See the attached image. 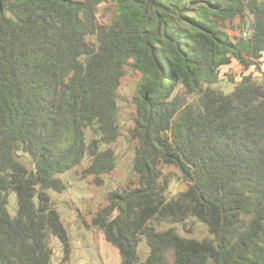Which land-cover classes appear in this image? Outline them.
<instances>
[{
  "label": "trees",
  "instance_id": "1",
  "mask_svg": "<svg viewBox=\"0 0 264 264\" xmlns=\"http://www.w3.org/2000/svg\"><path fill=\"white\" fill-rule=\"evenodd\" d=\"M263 57L264 0H0V264H69L49 191L77 167L96 184L114 169L128 71L132 176L90 225L121 264H264V81L244 75L225 94L219 77L233 60L259 71ZM164 166L186 189L173 192ZM195 223L208 236L175 227Z\"/></svg>",
  "mask_w": 264,
  "mask_h": 264
},
{
  "label": "rangeland",
  "instance_id": "2",
  "mask_svg": "<svg viewBox=\"0 0 264 264\" xmlns=\"http://www.w3.org/2000/svg\"><path fill=\"white\" fill-rule=\"evenodd\" d=\"M228 32L231 36L240 35L241 25L237 19ZM259 71L251 67L248 71L235 60L229 66L220 69V89L223 93H230L242 76L252 74L258 81H264V57ZM139 75L128 71V74L121 80L118 89V113L117 122L120 126V136L112 144L115 149V167L110 174L101 175L102 182L96 184L92 176H83L84 166L77 167L61 176L67 188L62 193L49 191L52 203L59 212L62 222L66 227L71 244V255L69 264H121L118 250L107 243L99 229L92 227L91 219L96 211L107 204V193L115 188L124 185L132 175L133 145L129 130L135 123L136 117V84ZM192 99V98H190ZM163 173L174 174L176 181L173 182V192L186 189V184L178 180L179 172L174 167H163ZM9 208H15V195H9ZM13 214V209L11 210ZM89 224V226H87ZM166 224L157 225L158 230L167 229ZM178 233L185 237L202 239L208 236L206 227L203 224L195 223L192 231L187 233L181 226H175ZM49 247L52 250L51 261L58 263L62 257V250L59 241L51 237ZM148 254V247L143 239L139 244L140 259L144 260Z\"/></svg>",
  "mask_w": 264,
  "mask_h": 264
},
{
  "label": "built area",
  "instance_id": "3",
  "mask_svg": "<svg viewBox=\"0 0 264 264\" xmlns=\"http://www.w3.org/2000/svg\"><path fill=\"white\" fill-rule=\"evenodd\" d=\"M243 36H246V34H245V33H243Z\"/></svg>",
  "mask_w": 264,
  "mask_h": 264
},
{
  "label": "crops",
  "instance_id": "4",
  "mask_svg": "<svg viewBox=\"0 0 264 264\" xmlns=\"http://www.w3.org/2000/svg\"><path fill=\"white\" fill-rule=\"evenodd\" d=\"M236 20H237V19H236ZM236 20H235V21H236Z\"/></svg>",
  "mask_w": 264,
  "mask_h": 264
}]
</instances>
